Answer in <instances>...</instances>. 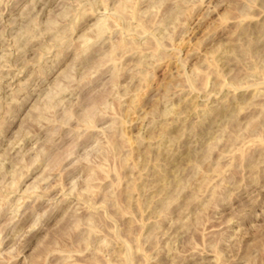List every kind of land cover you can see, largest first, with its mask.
<instances>
[{"label": "rangeland", "instance_id": "obj_1", "mask_svg": "<svg viewBox=\"0 0 264 264\" xmlns=\"http://www.w3.org/2000/svg\"><path fill=\"white\" fill-rule=\"evenodd\" d=\"M0 264H264V0H0Z\"/></svg>", "mask_w": 264, "mask_h": 264}]
</instances>
